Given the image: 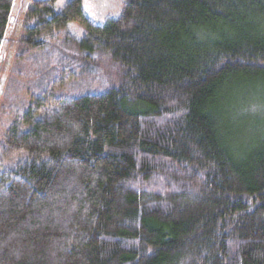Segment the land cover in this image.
<instances>
[{
	"label": "trees",
	"instance_id": "obj_1",
	"mask_svg": "<svg viewBox=\"0 0 264 264\" xmlns=\"http://www.w3.org/2000/svg\"><path fill=\"white\" fill-rule=\"evenodd\" d=\"M57 1L32 2L22 43L76 23L56 70L81 77L104 55L122 76L46 93L2 135L0 264H264V123L240 145L230 127L264 104V0H125L99 26L83 0Z\"/></svg>",
	"mask_w": 264,
	"mask_h": 264
},
{
	"label": "rangeland",
	"instance_id": "obj_2",
	"mask_svg": "<svg viewBox=\"0 0 264 264\" xmlns=\"http://www.w3.org/2000/svg\"><path fill=\"white\" fill-rule=\"evenodd\" d=\"M34 0H14L0 47V148L2 135L26 114L46 93L53 99H69L87 93L102 94L119 86L122 72L107 56L97 57L80 75L71 78L70 73L56 70L55 47L73 52L84 38V28L70 23L56 32V41H50L43 50L30 48L22 43L27 13ZM70 0H58L55 10L60 11ZM125 0H83L84 11L91 22L102 25L117 16ZM258 110L238 109L230 120L235 144L242 140L247 144L255 134L251 128L254 119L264 123V104ZM48 108L34 116L38 119ZM248 110V111H246ZM254 118V119H253ZM247 121V124L241 122ZM261 125L259 128H261ZM28 127H23L27 129ZM238 138V139H237ZM1 151V149H0ZM1 153V152H0Z\"/></svg>",
	"mask_w": 264,
	"mask_h": 264
}]
</instances>
